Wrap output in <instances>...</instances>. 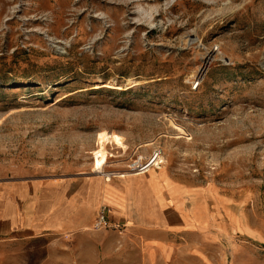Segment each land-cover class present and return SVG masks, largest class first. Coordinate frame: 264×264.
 <instances>
[{
	"label": "rangeland",
	"instance_id": "1",
	"mask_svg": "<svg viewBox=\"0 0 264 264\" xmlns=\"http://www.w3.org/2000/svg\"><path fill=\"white\" fill-rule=\"evenodd\" d=\"M159 172L199 236L71 264H264V0H0V182Z\"/></svg>",
	"mask_w": 264,
	"mask_h": 264
},
{
	"label": "crops",
	"instance_id": "2",
	"mask_svg": "<svg viewBox=\"0 0 264 264\" xmlns=\"http://www.w3.org/2000/svg\"><path fill=\"white\" fill-rule=\"evenodd\" d=\"M183 195L165 187L160 172L124 181L93 177L0 182V259L43 252V264H71L79 241L87 237H137L152 254L158 247L169 252V237H198L202 226L203 219ZM103 206L111 209L110 227L96 230Z\"/></svg>",
	"mask_w": 264,
	"mask_h": 264
},
{
	"label": "built area",
	"instance_id": "3",
	"mask_svg": "<svg viewBox=\"0 0 264 264\" xmlns=\"http://www.w3.org/2000/svg\"><path fill=\"white\" fill-rule=\"evenodd\" d=\"M160 156L161 154L159 152L155 153V158H156V161L154 162L155 166H158L159 164H161L160 161L159 162L157 161ZM109 214H110V208L108 206H103L99 210L95 223H94V228L96 230H104L110 227Z\"/></svg>",
	"mask_w": 264,
	"mask_h": 264
},
{
	"label": "bare ground",
	"instance_id": "4",
	"mask_svg": "<svg viewBox=\"0 0 264 264\" xmlns=\"http://www.w3.org/2000/svg\"><path fill=\"white\" fill-rule=\"evenodd\" d=\"M158 162L160 161L162 164L164 163V160H163V157L162 156H160L159 158H158V160H157ZM167 164V163H166ZM158 167H160V166H158ZM158 167H156L154 164L153 165H151L148 169H146V170H141V171H137V172H135V173H133V174H128V173H115V174H117L118 176V178H125V177H127V176H141V175H145L147 172H149L152 168H158ZM163 172H165V171H163ZM114 176V175H113ZM167 176V175H166ZM162 177V176H161ZM164 178V177H163ZM162 178V179H163ZM166 179V178H165ZM167 180V179H166ZM168 182H169V180H168ZM175 183V182H174ZM171 185V184H170ZM157 199V198H156ZM196 200V199H195ZM198 200V199H197ZM196 200V201H197Z\"/></svg>",
	"mask_w": 264,
	"mask_h": 264
}]
</instances>
